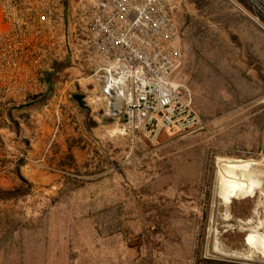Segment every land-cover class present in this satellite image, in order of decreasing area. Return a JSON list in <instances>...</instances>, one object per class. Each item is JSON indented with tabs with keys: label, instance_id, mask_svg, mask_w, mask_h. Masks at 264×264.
<instances>
[{
	"label": "rangeland",
	"instance_id": "374dc122",
	"mask_svg": "<svg viewBox=\"0 0 264 264\" xmlns=\"http://www.w3.org/2000/svg\"><path fill=\"white\" fill-rule=\"evenodd\" d=\"M170 1L178 77L206 129L122 132L66 74L46 102L47 87L0 114V189L22 190L0 199V264H240L203 249L214 158L264 164V2ZM230 190L249 216L253 189ZM221 225L227 246H248L251 233Z\"/></svg>",
	"mask_w": 264,
	"mask_h": 264
},
{
	"label": "built area",
	"instance_id": "2783aa9c",
	"mask_svg": "<svg viewBox=\"0 0 264 264\" xmlns=\"http://www.w3.org/2000/svg\"><path fill=\"white\" fill-rule=\"evenodd\" d=\"M179 40L170 0H0V109L66 74L122 132L204 131Z\"/></svg>",
	"mask_w": 264,
	"mask_h": 264
},
{
	"label": "bare ground",
	"instance_id": "6f19581e",
	"mask_svg": "<svg viewBox=\"0 0 264 264\" xmlns=\"http://www.w3.org/2000/svg\"><path fill=\"white\" fill-rule=\"evenodd\" d=\"M233 181L247 184L255 193L250 215L245 218L236 217L231 211L230 187ZM218 217L225 223L224 231L251 233L252 238L246 248H231L222 242L223 231L217 228ZM263 243L264 164L235 158L215 159L204 257L231 263L264 264L261 257Z\"/></svg>",
	"mask_w": 264,
	"mask_h": 264
},
{
	"label": "trees",
	"instance_id": "16d2710c",
	"mask_svg": "<svg viewBox=\"0 0 264 264\" xmlns=\"http://www.w3.org/2000/svg\"><path fill=\"white\" fill-rule=\"evenodd\" d=\"M56 84V80L54 78L51 77H47V92L43 95V97L40 98V100L44 103L47 101V99L50 98L51 93H52V89L54 87V85ZM42 94L38 95V96H34L31 97L28 101L30 100H35L37 98H39ZM17 108L14 106H3L0 109V114L1 117H4L5 120L11 119L12 118V113L13 111H16ZM23 183H25L23 181ZM21 189L20 188H15L12 190H2L0 189V199H4L7 198L9 195L12 194H20L21 193Z\"/></svg>",
	"mask_w": 264,
	"mask_h": 264
},
{
	"label": "water",
	"instance_id": "95a60500",
	"mask_svg": "<svg viewBox=\"0 0 264 264\" xmlns=\"http://www.w3.org/2000/svg\"><path fill=\"white\" fill-rule=\"evenodd\" d=\"M76 97L79 98V99L82 98V96H76ZM24 106L26 107V106H28V104L21 105V106H17V107H18V108H22V107H24Z\"/></svg>",
	"mask_w": 264,
	"mask_h": 264
}]
</instances>
